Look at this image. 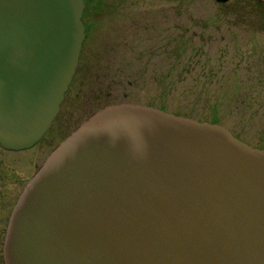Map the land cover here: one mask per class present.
Wrapping results in <instances>:
<instances>
[{
  "label": "water",
  "instance_id": "obj_1",
  "mask_svg": "<svg viewBox=\"0 0 264 264\" xmlns=\"http://www.w3.org/2000/svg\"><path fill=\"white\" fill-rule=\"evenodd\" d=\"M84 8V0H0L3 147H33L59 113L86 38ZM5 258L264 264V149L220 123L152 105H106L26 185Z\"/></svg>",
  "mask_w": 264,
  "mask_h": 264
},
{
  "label": "rangeland",
  "instance_id": "obj_2",
  "mask_svg": "<svg viewBox=\"0 0 264 264\" xmlns=\"http://www.w3.org/2000/svg\"><path fill=\"white\" fill-rule=\"evenodd\" d=\"M86 38L37 165L121 102L220 123L264 149V0H84ZM165 106V107H164Z\"/></svg>",
  "mask_w": 264,
  "mask_h": 264
},
{
  "label": "flooded vegetation",
  "instance_id": "obj_3",
  "mask_svg": "<svg viewBox=\"0 0 264 264\" xmlns=\"http://www.w3.org/2000/svg\"><path fill=\"white\" fill-rule=\"evenodd\" d=\"M35 146L9 149L0 145V264H6L5 242L11 217L26 185L41 165H37L38 156L32 150Z\"/></svg>",
  "mask_w": 264,
  "mask_h": 264
},
{
  "label": "trees",
  "instance_id": "obj_4",
  "mask_svg": "<svg viewBox=\"0 0 264 264\" xmlns=\"http://www.w3.org/2000/svg\"><path fill=\"white\" fill-rule=\"evenodd\" d=\"M165 107V106H164Z\"/></svg>",
  "mask_w": 264,
  "mask_h": 264
}]
</instances>
